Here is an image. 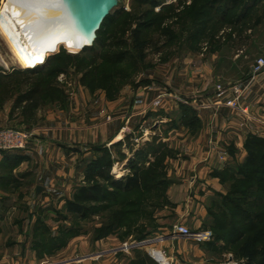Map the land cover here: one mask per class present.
<instances>
[{
    "label": "rangeland",
    "instance_id": "rangeland-1",
    "mask_svg": "<svg viewBox=\"0 0 264 264\" xmlns=\"http://www.w3.org/2000/svg\"><path fill=\"white\" fill-rule=\"evenodd\" d=\"M8 2L0 0V15ZM2 34L0 128L29 139L25 149L2 151L23 161H11L0 182V264H101L133 254L144 258L131 264H264V183L247 165L246 146L242 161L216 172L225 191L207 188L205 217L188 199L198 190L193 166L211 157L224 164L226 151L238 153L218 150L211 135L196 149L207 138L191 104L210 109L198 103L216 91L218 107L244 114L257 131L250 135L264 138V120L241 107L236 86L258 75L264 0H118L93 43L71 49L59 42L35 70L23 68ZM35 88L39 99L21 101ZM150 106L172 122L150 118ZM198 154L206 156L200 164ZM136 173L138 185L126 186ZM78 196L80 212L71 209ZM179 223L209 232L205 246L182 243L190 251L200 244L211 259L170 253L175 247L165 239Z\"/></svg>",
    "mask_w": 264,
    "mask_h": 264
},
{
    "label": "crops",
    "instance_id": "crops-1",
    "mask_svg": "<svg viewBox=\"0 0 264 264\" xmlns=\"http://www.w3.org/2000/svg\"><path fill=\"white\" fill-rule=\"evenodd\" d=\"M263 74H258L255 79L248 80L247 84L246 82H241V84L240 83L236 84V86L237 88L241 86V89H242L241 94H240V96H242V101H241L242 103H240L241 107L248 108L249 110V111L247 110L249 113L248 115H251L254 118L257 117V119L261 118L264 120V75ZM170 92L171 91H169V93ZM217 94L218 93L216 91L212 92L209 95V98L207 99V102H208L207 104H204L205 102H203L202 100H200L201 102L198 103L199 107L202 106V104L203 106L212 104V107H210V109L205 108V107L198 108L194 104H191L196 108V110L199 113L198 116L196 115L195 117L198 118L201 124L204 125L201 131V134L205 135L207 138V140L204 142H202L201 140L197 141V143L195 144L196 149H199V151H202V148H204V145L205 147H207L206 145H208L207 142L209 141V137L211 135L214 137L215 144L218 150H223L224 148L223 151H226L228 150V148H230L233 151L237 150L238 153L236 156L230 151L229 153L228 151H226L227 156H226V162L224 164H221V162L216 160L217 158L212 159L211 157V162L214 165H212V163H204L200 166L198 170L196 169L197 165L193 166V168L189 170L190 176L192 175L190 180L194 179L193 183H196V177H198L197 184H196L197 186L196 188L198 190H196V193L194 196H189L188 199H192L193 197V199L196 200L197 207H200L197 210L201 215L205 214V207L202 204H203V201L205 202V198L208 196L207 188L211 187L217 192L225 191L224 187L222 186L220 178L215 176L216 172H218V169L220 168L223 169L226 166L235 165L237 161L238 162L242 161L246 156L245 142H246L247 137L251 133H257L255 129H252L249 125H247V123L244 122V119L242 118L244 114L239 113L237 112V110H234V109L231 110L229 108H224L220 106L218 107V100H220V97ZM233 96H234V93H233ZM195 98L197 99V96L194 97V99ZM156 99L158 98L154 97V99L151 100V106L154 105V103L156 102ZM166 102H168V100L165 99L164 102L163 100H161V103H166ZM151 106H150V113H149L150 118L152 117L154 118L155 116H158V117L164 116L163 118H165V121L172 122V118H169L171 117L170 115L166 114L163 110L158 111L157 110L158 108L151 107ZM166 116H169V117H166ZM45 130H48V129H45ZM119 134L121 135L122 133H119ZM121 139H122V136L119 137L117 141H120ZM230 146H232V148ZM11 153L12 152H9L8 154V152L0 151V182H2L7 177L6 174L9 171V167H8L9 163L11 164L13 162L12 164H15V162L18 160H19L18 163L23 161V159H20V158L16 161H13L12 159H10V156H9V155H12ZM205 158L206 156H202L198 154L193 159V162L200 164L203 160H205ZM215 160L216 162H214ZM21 169L22 168H20V170ZM193 175H195V178ZM183 197L184 199H187L186 195L183 196L181 194L179 196V198H183ZM204 217L197 216V218H200V220H202ZM169 239L170 238L165 239V242L170 243V245L172 244L173 248L175 247L174 249L169 250L170 253L174 252L175 254L174 256L176 257H177L176 253H178V255H181L180 260H182L183 258L186 261V259L191 257L193 253H195L196 255L199 254L200 256H206L207 259L210 257L211 259L210 252L205 251L202 247H200L201 246L200 244L195 245V247L191 251L188 250L187 249L188 243H182V242L191 240L189 238L181 237L175 240L173 239L169 240ZM202 246H205V244H202ZM141 255L133 254L132 256L128 258L122 255H120L117 258L115 256L109 257V258L106 257L104 260L101 261V264H131L135 261H138L140 258H144V256L143 255L141 256ZM125 258L127 260H125ZM191 260L193 259L191 258Z\"/></svg>",
    "mask_w": 264,
    "mask_h": 264
},
{
    "label": "bare ground",
    "instance_id": "bare-ground-1",
    "mask_svg": "<svg viewBox=\"0 0 264 264\" xmlns=\"http://www.w3.org/2000/svg\"><path fill=\"white\" fill-rule=\"evenodd\" d=\"M0 30L24 69L37 66L59 42L66 41L71 49L86 44L68 0H9L0 15Z\"/></svg>",
    "mask_w": 264,
    "mask_h": 264
},
{
    "label": "built area",
    "instance_id": "built-area-1",
    "mask_svg": "<svg viewBox=\"0 0 264 264\" xmlns=\"http://www.w3.org/2000/svg\"><path fill=\"white\" fill-rule=\"evenodd\" d=\"M262 72H264V54L260 56L253 65L254 74H260ZM229 104H231L233 107H236L237 99L230 100ZM28 139V132L15 128H0V151L25 149ZM209 235L210 234L208 231L194 232L184 224H177L172 230L170 239L175 240L182 237L189 238L191 240L197 241L198 243H205L207 240H209Z\"/></svg>",
    "mask_w": 264,
    "mask_h": 264
},
{
    "label": "trees",
    "instance_id": "trees-1",
    "mask_svg": "<svg viewBox=\"0 0 264 264\" xmlns=\"http://www.w3.org/2000/svg\"><path fill=\"white\" fill-rule=\"evenodd\" d=\"M36 67V66H35ZM37 68L29 69V70H35ZM31 94V95H30ZM41 96V89L40 88H35L32 91L29 92V94L26 96H23L21 101H27L29 104L34 103L35 100L39 99ZM26 102V103H27ZM37 105V104H36ZM192 125H194V121L191 122ZM246 149L248 150V157H247V165L253 164V172L259 173V176H261V182L264 183V138L255 136V135H249L246 141ZM106 149V148H104ZM112 160L109 159L108 161V167L110 168L112 166ZM110 170H101L99 173L102 178H106L107 175L109 174ZM140 177L136 173L134 177L127 178V182L125 183L126 186L128 187H134L137 186L138 183L140 182ZM123 181H114L113 186L120 187L122 185ZM96 188V187H95ZM99 188V187H98ZM92 188H89L88 190L86 188H82L83 192H90ZM78 200L76 202L71 203V209L76 212L81 211V206L79 205V201L83 198L81 196L77 197ZM205 244V243H204Z\"/></svg>",
    "mask_w": 264,
    "mask_h": 264
},
{
    "label": "water",
    "instance_id": "water-1",
    "mask_svg": "<svg viewBox=\"0 0 264 264\" xmlns=\"http://www.w3.org/2000/svg\"><path fill=\"white\" fill-rule=\"evenodd\" d=\"M118 0H68L70 9L78 17V26L86 45L93 43L104 18Z\"/></svg>",
    "mask_w": 264,
    "mask_h": 264
}]
</instances>
